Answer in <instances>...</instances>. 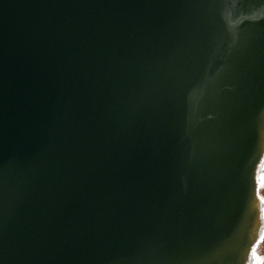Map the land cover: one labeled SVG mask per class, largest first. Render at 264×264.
<instances>
[{"label": "water", "instance_id": "1", "mask_svg": "<svg viewBox=\"0 0 264 264\" xmlns=\"http://www.w3.org/2000/svg\"><path fill=\"white\" fill-rule=\"evenodd\" d=\"M263 110L264 0H0V264H199Z\"/></svg>", "mask_w": 264, "mask_h": 264}, {"label": "rangeland", "instance_id": "2", "mask_svg": "<svg viewBox=\"0 0 264 264\" xmlns=\"http://www.w3.org/2000/svg\"><path fill=\"white\" fill-rule=\"evenodd\" d=\"M258 123L264 127V110ZM248 152L252 154L253 162L244 176L232 171L229 179L226 176L225 182L209 198L200 197L201 200L184 206L187 240L204 244L208 240L210 243L208 226L214 225L215 217H220L223 223V238L212 252L202 256L199 264H252L253 250L257 256H264V201L261 200L264 196V136L261 143L254 141ZM194 216H199L204 223L199 229L207 230L199 234L201 236L191 235Z\"/></svg>", "mask_w": 264, "mask_h": 264}, {"label": "crops", "instance_id": "3", "mask_svg": "<svg viewBox=\"0 0 264 264\" xmlns=\"http://www.w3.org/2000/svg\"><path fill=\"white\" fill-rule=\"evenodd\" d=\"M253 135H254V138H255V141L256 142H260L261 143V141H262V139H263V136H264V127H263V125L261 126L259 123H258V120H257V122L255 123V125L253 126V133H252ZM252 159V160H251ZM251 159H249L251 162L253 161V157L251 158ZM248 160V162H247V164H246V166H245V172H248V168H249V165H250V161Z\"/></svg>", "mask_w": 264, "mask_h": 264}, {"label": "snow or ice", "instance_id": "4", "mask_svg": "<svg viewBox=\"0 0 264 264\" xmlns=\"http://www.w3.org/2000/svg\"><path fill=\"white\" fill-rule=\"evenodd\" d=\"M261 200L264 201V196L261 197ZM253 257L252 264H264V256H257L255 250H253Z\"/></svg>", "mask_w": 264, "mask_h": 264}]
</instances>
